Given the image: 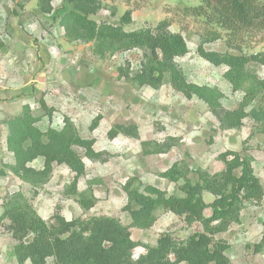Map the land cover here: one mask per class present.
Listing matches in <instances>:
<instances>
[{"label":"rangeland","instance_id":"1","mask_svg":"<svg viewBox=\"0 0 264 264\" xmlns=\"http://www.w3.org/2000/svg\"><path fill=\"white\" fill-rule=\"evenodd\" d=\"M201 4L202 0H52V11L45 13L37 0H0V219L5 200L21 193L46 222L60 213L67 221L111 217L130 226V209L136 208L126 193L130 180H136L134 186L142 182L168 196L183 197L179 190L182 182H170L162 174L174 164L186 168L191 180H196L197 170L220 173L225 168L220 156L229 151L253 158L254 173L264 191V125L254 117L264 113L261 96L244 108L239 128L226 129L204 101L196 96L186 98L167 80L154 89L136 88L121 78L120 68L129 66L131 76L139 72L141 50L111 52L95 41L75 39L71 27L64 23L68 14L75 13L99 25L121 26L133 32L155 31L167 21L170 33L181 35L188 46L189 53L175 60L188 83L217 90L225 110L239 111L245 93L233 91L225 78L227 67L204 60L198 49L264 58V29L231 35L194 15L193 10ZM127 12L131 21L123 24L121 19ZM215 31L221 38L210 40ZM247 67L264 80V63L253 61ZM41 101L52 109V119L45 115ZM25 106L34 116H42L37 124L42 132L61 130L65 119L71 120L80 136L93 140L95 152L105 159H89L82 149H76L86 168L78 180L77 195L70 191L75 175L64 165L54 164L48 178L23 180L10 171L15 160L7 149L8 123ZM115 125H135L139 137L118 135L110 139L108 133ZM44 163V158H38L28 167L41 172ZM203 197L207 203L214 199L206 192ZM83 199L94 205L83 209ZM205 215L209 216L210 210ZM7 226L0 223V264H19L13 253L16 241ZM201 232V224L189 225L183 218L160 210L151 228H131L132 240L138 244L134 258L144 254L145 247L156 246L164 234L185 242ZM216 237L230 245L227 255L233 264H264V197L256 206L247 205L240 222ZM258 244L262 245L257 248Z\"/></svg>","mask_w":264,"mask_h":264},{"label":"trees","instance_id":"2","mask_svg":"<svg viewBox=\"0 0 264 264\" xmlns=\"http://www.w3.org/2000/svg\"><path fill=\"white\" fill-rule=\"evenodd\" d=\"M45 13L52 11V0H37ZM77 3L89 0H69ZM260 0H202L194 15L205 19L208 25L236 35L242 30L264 29V2ZM259 4V5H258ZM131 13L127 12L121 22L128 24ZM71 27L72 37L83 41H95L100 47L111 52H124L134 49L143 52L141 68L131 76L129 66L120 68V77L136 88L145 86L158 89L166 80L173 89L186 98L193 96L204 101L216 118L227 129L239 128L245 117L244 108L258 96L264 103V80L260 79L247 65L250 62L264 63L261 56H243L230 53L208 52L199 47L201 58L216 67L225 66L226 80L233 91L245 93L239 111L225 110L217 90L190 84L185 74L176 64L177 58L189 53L188 46L181 35L172 34L169 24L163 21L155 31L139 30L126 32L121 26L97 24L84 15L68 14L64 19ZM210 40H217L220 34L215 31ZM45 115L52 119V109L41 101ZM264 125V113L254 114ZM42 116H34L31 108L25 106L22 113L8 123L7 149L13 154L15 164L10 171L18 178H48L53 165H64L74 173L71 195H77L78 180L86 168L82 156L76 149H82L89 159L101 158L95 152L94 141L80 136L73 122L65 119L61 130L49 129L42 132L37 124ZM99 123L96 120L95 126ZM118 135L137 139L138 129L133 126L115 125L108 133L110 139ZM38 158H44V170L35 171L28 167ZM225 168L211 175L197 170L196 180L186 174V168L174 164L162 177L170 182L183 185L179 190L183 197L168 196L155 186L130 180L126 185L128 199L135 209H130L131 225H123L111 217L77 218L67 221L56 213L51 221H44L30 202L21 193L10 195L4 203L0 223H8L7 229L16 241L14 256L19 264L30 261L32 264H233L227 251L230 245L217 235L226 232L233 224L240 222L241 213L248 206H256L264 197L263 187L254 173L253 158L243 152L229 151L220 156ZM2 176L5 172H2ZM214 197L212 202L204 200V193ZM83 209L94 203L80 200ZM170 212L192 225L199 223L203 232L194 233L185 242L177 241L170 233L162 235L156 246L145 247L146 252L137 259L134 250L138 244L132 240L131 228L148 229L157 220V212ZM210 210V215L205 212ZM32 237L31 241L25 239ZM258 244L256 247H260Z\"/></svg>","mask_w":264,"mask_h":264},{"label":"crops","instance_id":"3","mask_svg":"<svg viewBox=\"0 0 264 264\" xmlns=\"http://www.w3.org/2000/svg\"><path fill=\"white\" fill-rule=\"evenodd\" d=\"M182 264V263H181Z\"/></svg>","mask_w":264,"mask_h":264}]
</instances>
